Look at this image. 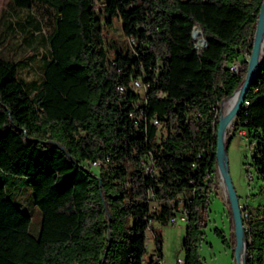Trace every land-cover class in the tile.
Returning a JSON list of instances; mask_svg holds the SVG:
<instances>
[{"label":"trees","instance_id":"obj_1","mask_svg":"<svg viewBox=\"0 0 264 264\" xmlns=\"http://www.w3.org/2000/svg\"><path fill=\"white\" fill-rule=\"evenodd\" d=\"M43 3L48 32L41 18L31 30L15 14L35 0H7L0 10V264H162L153 220L167 223L179 199L188 208L184 262L202 264L198 244L217 188L220 110L214 115L211 106L243 82L247 61L239 57L249 54L262 0ZM115 18L128 46L109 57L104 31ZM194 25L205 38L201 48ZM20 33L43 50L33 79L20 76L25 63L2 50ZM134 79L145 88H132ZM234 126L256 142L251 162L264 175V56ZM10 175L32 189L37 233ZM247 210L245 264H264V204Z\"/></svg>","mask_w":264,"mask_h":264},{"label":"rangeland","instance_id":"obj_2","mask_svg":"<svg viewBox=\"0 0 264 264\" xmlns=\"http://www.w3.org/2000/svg\"><path fill=\"white\" fill-rule=\"evenodd\" d=\"M6 1L0 0V10L4 7ZM43 1L35 0V4L30 8H17L15 14L27 19V29L33 30L37 26L36 19L41 18L44 21L45 32H48V21L51 18V12L48 13V7ZM23 33L22 36L29 37L28 31H24ZM21 34L20 36H13L5 40V43H7L2 50L5 55L25 63L19 67L20 76L26 80L33 79L38 76L37 61L42 55L43 50L41 48L38 49L35 43L23 42ZM36 37L38 35H33V39ZM104 38L109 57L112 56L113 48H126L128 46V40L121 31L120 21L116 18L113 20L112 26L105 29ZM247 57L248 53H243L239 57V60ZM222 110L224 111V106ZM234 119L227 126L225 136V140L229 137L225 150L227 167L238 194L239 203L245 204L251 211V214H253L256 212L259 204H264V189L260 191V186L264 184V175L260 174L251 162V154L256 148V142L249 139L250 135H248V131L245 128L234 126ZM93 165V168L97 170L96 165ZM215 176L217 188L210 195L207 221L203 226V235L198 244V252L201 256L202 264H235V241L233 243L232 230L229 225L228 198L217 169ZM7 180L17 203L30 212L31 231L37 233L40 226V211L33 201L30 185L17 176H7ZM152 227L161 233L162 264H180L177 262V259L178 257L183 258L185 253L182 243L185 221L177 220L175 223H160L154 219ZM215 228L220 229L222 235L217 233ZM146 245L148 252L153 250V232L149 228L146 231Z\"/></svg>","mask_w":264,"mask_h":264},{"label":"water","instance_id":"obj_3","mask_svg":"<svg viewBox=\"0 0 264 264\" xmlns=\"http://www.w3.org/2000/svg\"><path fill=\"white\" fill-rule=\"evenodd\" d=\"M263 42H264V0H262L260 10L258 13L257 23L248 57L244 59L247 61V69L243 77V82L241 83L239 88L232 93L233 95L235 92L238 91V98L235 101L231 110L225 116H223V110H222L223 105L224 102L232 95L222 100V102L220 103L221 110L219 113V119L216 126V148H215L216 169L222 180V184L226 192L228 202L232 211L233 231L235 235V245H234L235 264H245L244 258L242 256L245 250V226L242 219L241 206L238 200V195L228 172L227 159L225 156V148H224L225 138H223V129L226 126H228L236 116V113L244 100L250 82L252 81L257 69L259 68L262 62V58L264 54L262 57H259V50Z\"/></svg>","mask_w":264,"mask_h":264},{"label":"built area","instance_id":"obj_4","mask_svg":"<svg viewBox=\"0 0 264 264\" xmlns=\"http://www.w3.org/2000/svg\"><path fill=\"white\" fill-rule=\"evenodd\" d=\"M192 39H193V42H194V46L196 48H201V47H203L205 45V38H204V36L202 34V30L199 27V25H194L193 26V28H192ZM230 68L233 71H237L238 68H239V64L238 63H234V64L231 65ZM131 87L134 88V89H144L145 85L142 84L139 79H134L132 81V83H131ZM123 88H124L123 86L119 87L120 90H123ZM211 110L214 112V115H216L217 112L219 110H221V104L218 103L217 105L211 106ZM154 122H157V121L154 120ZM100 161H101L100 159H97V160L92 161L91 163L97 165V164L100 163ZM148 167L149 166L146 165V169H148ZM240 206H241L242 218H244V217L246 218L248 216V210L245 207V204H241L240 203ZM187 213H188V208L185 207L183 205V203L181 202V200L179 199L178 207L174 211V213L169 217L168 222L175 223V222H177V220L186 221ZM244 226H245V223H244ZM244 255H245V250H244V253L242 255L243 258H244ZM177 262L180 263V264H185L184 257L183 258H179L178 257Z\"/></svg>","mask_w":264,"mask_h":264},{"label":"bare ground","instance_id":"obj_5","mask_svg":"<svg viewBox=\"0 0 264 264\" xmlns=\"http://www.w3.org/2000/svg\"><path fill=\"white\" fill-rule=\"evenodd\" d=\"M264 54V42L261 44L260 50H259V57H262ZM238 98V91L235 92L232 96H230L225 102H224V111L223 116H225L233 107L235 101ZM233 122V121H232ZM226 130L227 126L223 129V138L226 136Z\"/></svg>","mask_w":264,"mask_h":264},{"label":"crops","instance_id":"obj_6","mask_svg":"<svg viewBox=\"0 0 264 264\" xmlns=\"http://www.w3.org/2000/svg\"><path fill=\"white\" fill-rule=\"evenodd\" d=\"M4 6H5V4H4Z\"/></svg>","mask_w":264,"mask_h":264}]
</instances>
